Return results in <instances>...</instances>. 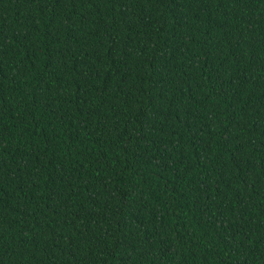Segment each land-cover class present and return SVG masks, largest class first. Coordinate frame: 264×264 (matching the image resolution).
<instances>
[{
  "label": "trees",
  "instance_id": "1",
  "mask_svg": "<svg viewBox=\"0 0 264 264\" xmlns=\"http://www.w3.org/2000/svg\"><path fill=\"white\" fill-rule=\"evenodd\" d=\"M0 264H264V0H0Z\"/></svg>",
  "mask_w": 264,
  "mask_h": 264
}]
</instances>
